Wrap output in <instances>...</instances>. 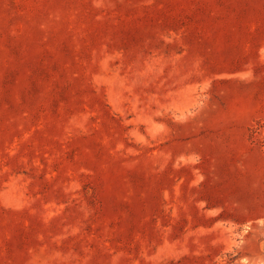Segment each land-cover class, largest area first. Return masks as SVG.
Segmentation results:
<instances>
[{"label": "rangeland", "instance_id": "rangeland-1", "mask_svg": "<svg viewBox=\"0 0 264 264\" xmlns=\"http://www.w3.org/2000/svg\"><path fill=\"white\" fill-rule=\"evenodd\" d=\"M0 264H264V0H0Z\"/></svg>", "mask_w": 264, "mask_h": 264}]
</instances>
